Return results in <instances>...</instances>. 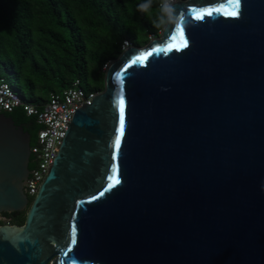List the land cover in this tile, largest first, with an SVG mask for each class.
I'll use <instances>...</instances> for the list:
<instances>
[{"label": "water", "instance_id": "95a60500", "mask_svg": "<svg viewBox=\"0 0 264 264\" xmlns=\"http://www.w3.org/2000/svg\"><path fill=\"white\" fill-rule=\"evenodd\" d=\"M174 4L188 47L132 64L170 26L124 51L31 203L32 136L0 113V215L26 212L0 225V264H264V0Z\"/></svg>", "mask_w": 264, "mask_h": 264}, {"label": "trees", "instance_id": "16d2710c", "mask_svg": "<svg viewBox=\"0 0 264 264\" xmlns=\"http://www.w3.org/2000/svg\"><path fill=\"white\" fill-rule=\"evenodd\" d=\"M144 0H0V73L14 77L23 100L37 106L74 80L87 92H102L104 66L123 53V42L143 48L159 39L164 27L152 20L160 0H153L152 13L138 9ZM0 78L3 75L0 74ZM7 82V81H6ZM55 82L59 85L56 86ZM48 89L49 97L39 90ZM27 91V95H26ZM22 125L35 142L40 125L22 108L5 113ZM32 166H34L31 158ZM30 203L33 197H29ZM0 225L25 223L26 212L0 215Z\"/></svg>", "mask_w": 264, "mask_h": 264}, {"label": "built area", "instance_id": "2783aa9c", "mask_svg": "<svg viewBox=\"0 0 264 264\" xmlns=\"http://www.w3.org/2000/svg\"><path fill=\"white\" fill-rule=\"evenodd\" d=\"M179 1L181 0H173L174 3ZM130 47L132 45L129 41L123 42V51ZM110 64H106L103 70L106 71ZM98 94L95 91L87 92L81 80L76 79L62 94H51L45 104L37 106L24 102L6 80L0 78V113H11L15 109L22 108L27 116L35 117L41 127L31 146L34 166L24 185L28 197L34 198L37 194L51 164L57 157L65 132L72 123L73 114L84 105H91Z\"/></svg>", "mask_w": 264, "mask_h": 264}, {"label": "snow or ice", "instance_id": "6c2138e0", "mask_svg": "<svg viewBox=\"0 0 264 264\" xmlns=\"http://www.w3.org/2000/svg\"><path fill=\"white\" fill-rule=\"evenodd\" d=\"M237 8H238V0H236V4H235L236 10L227 12L226 15H230V16L238 15ZM204 15H211V12L197 13L195 14V18L202 19ZM187 47H188V42L184 38L183 29L182 27H177L175 30V33L171 36V39L166 47L155 48L151 52H147L143 55L136 56L132 60V64H143L148 59V57L153 55L154 52L155 53L164 52L166 54L169 51H172V50L179 51ZM124 129H125V101L123 97H121L119 100V128H118V132L115 136V141H114V146L117 151L120 149V146H121V139L124 135ZM108 181L109 183L107 184V187L103 191L100 192V196H103L105 192H107L108 190L112 189L115 185H118L120 183V180L116 176L115 167L112 168V175L108 176ZM93 199H96V197L93 196ZM75 236H76V232H75V229H73L72 238H71L72 244L76 243Z\"/></svg>", "mask_w": 264, "mask_h": 264}, {"label": "clouds", "instance_id": "9594fccd", "mask_svg": "<svg viewBox=\"0 0 264 264\" xmlns=\"http://www.w3.org/2000/svg\"><path fill=\"white\" fill-rule=\"evenodd\" d=\"M152 4H153V0H144L143 3H140L138 5V9L145 13H152ZM174 5L175 4L173 0H160L155 13L153 14L154 18L152 20V23L155 27L169 28L170 26H173L177 28V25H184L187 23L185 15L181 13L177 14V11ZM237 11H239V0H238ZM113 62H109V63L112 64Z\"/></svg>", "mask_w": 264, "mask_h": 264}, {"label": "rangeland", "instance_id": "374dc122", "mask_svg": "<svg viewBox=\"0 0 264 264\" xmlns=\"http://www.w3.org/2000/svg\"><path fill=\"white\" fill-rule=\"evenodd\" d=\"M162 33V32H161ZM154 40V39H153ZM153 40H151V41H153ZM1 75H3V77L5 78V80L7 81V83L8 84H10L13 80H14V77L12 76V75H9V73L8 72H4V73H0ZM55 84H56V86H58L59 85V83L58 82H55ZM67 88V87H66ZM66 88H62L60 85H59V94H62L63 93V91L66 89ZM83 88H84V86H83ZM85 90H86V88H84ZM48 89H45V90H39V92L41 93V94H43L44 96H46V97H49V91H47ZM14 91V90H13ZM95 91V90H94ZM95 92H98V91H95ZM15 93H17L20 97H21V99L23 100V93L21 94V92H20V86H17L16 88H15ZM26 95H27V91H26ZM50 98V97H49ZM48 98V99H49ZM24 101V100H23ZM1 219H3V220H6L4 217H0ZM8 223V222H7Z\"/></svg>", "mask_w": 264, "mask_h": 264}, {"label": "flooded vegetation", "instance_id": "af4514ba", "mask_svg": "<svg viewBox=\"0 0 264 264\" xmlns=\"http://www.w3.org/2000/svg\"><path fill=\"white\" fill-rule=\"evenodd\" d=\"M17 125H18V124H17ZM22 125H23V124H22ZM24 129H25V128H24ZM29 167H30V171H31V169H32V167H33V166H32V164H30V166H29ZM1 215H2V214H1Z\"/></svg>", "mask_w": 264, "mask_h": 264}]
</instances>
